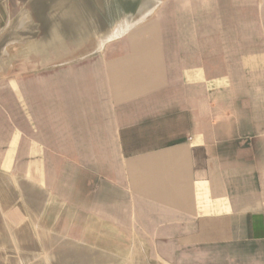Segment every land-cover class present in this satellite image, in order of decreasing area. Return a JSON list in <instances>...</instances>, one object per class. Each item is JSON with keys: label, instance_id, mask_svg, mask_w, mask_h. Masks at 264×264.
Masks as SVG:
<instances>
[{"label": "crops", "instance_id": "obj_1", "mask_svg": "<svg viewBox=\"0 0 264 264\" xmlns=\"http://www.w3.org/2000/svg\"><path fill=\"white\" fill-rule=\"evenodd\" d=\"M161 7L45 78L0 80V171L44 192L63 239L264 264V5Z\"/></svg>", "mask_w": 264, "mask_h": 264}, {"label": "rangeland", "instance_id": "obj_2", "mask_svg": "<svg viewBox=\"0 0 264 264\" xmlns=\"http://www.w3.org/2000/svg\"><path fill=\"white\" fill-rule=\"evenodd\" d=\"M168 1L0 0V80L45 78L102 49L112 25L122 24L125 33ZM14 169L0 171V264H159L139 242L63 239L56 209L45 216L44 192Z\"/></svg>", "mask_w": 264, "mask_h": 264}, {"label": "bare ground", "instance_id": "obj_3", "mask_svg": "<svg viewBox=\"0 0 264 264\" xmlns=\"http://www.w3.org/2000/svg\"><path fill=\"white\" fill-rule=\"evenodd\" d=\"M127 26H129V25L127 24ZM127 29H129V28H127ZM124 30H125V28H124V26L122 24H119V25L115 26L113 31L105 39L100 41L101 42L100 44L103 45V43H105L107 40H112V39L117 38L118 36H121L124 33Z\"/></svg>", "mask_w": 264, "mask_h": 264}]
</instances>
